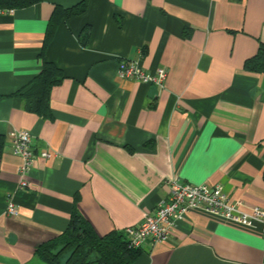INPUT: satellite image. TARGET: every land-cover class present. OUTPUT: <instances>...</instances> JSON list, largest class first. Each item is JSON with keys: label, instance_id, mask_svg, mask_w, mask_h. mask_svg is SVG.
I'll use <instances>...</instances> for the list:
<instances>
[{"label": "crops", "instance_id": "crops-1", "mask_svg": "<svg viewBox=\"0 0 264 264\" xmlns=\"http://www.w3.org/2000/svg\"><path fill=\"white\" fill-rule=\"evenodd\" d=\"M72 7L82 10L64 14ZM262 43L264 0H41L0 13V264H47L36 248L75 213L99 236L139 223L173 177L264 207V73L244 69ZM126 58L164 67L163 87L119 77ZM44 62L64 78L41 115L14 93ZM21 128L52 155L17 191ZM133 264H264V235L193 211Z\"/></svg>", "mask_w": 264, "mask_h": 264}, {"label": "built area", "instance_id": "built-area-1", "mask_svg": "<svg viewBox=\"0 0 264 264\" xmlns=\"http://www.w3.org/2000/svg\"><path fill=\"white\" fill-rule=\"evenodd\" d=\"M6 10L0 9V13ZM117 74L142 83L163 87L167 75L164 67H157L153 73L142 70L137 59H122ZM12 153L21 159L17 169V191L29 186V173L37 157L50 158L51 151L42 149L38 153L31 144L27 129H17L11 138ZM169 193L155 209L145 212L142 220L123 229L127 246L143 249L147 244L166 241L174 231L177 221L188 213L196 211L218 222L264 235V207H245L241 201L232 200L220 185L179 182L175 177L167 180ZM19 212L15 193L7 196L6 214L16 216Z\"/></svg>", "mask_w": 264, "mask_h": 264}, {"label": "trees", "instance_id": "trees-1", "mask_svg": "<svg viewBox=\"0 0 264 264\" xmlns=\"http://www.w3.org/2000/svg\"><path fill=\"white\" fill-rule=\"evenodd\" d=\"M41 0H0V9L11 10L30 6ZM82 4V3H81ZM80 11L82 8L79 9ZM79 10L72 8L64 14L75 13ZM79 11V12H80ZM63 12L55 11L48 27L44 44L51 39L54 25ZM84 32L82 42L86 41ZM248 72L264 73V43L259 44L254 55L244 62ZM64 78L63 71L52 62H44L40 72L25 86L14 93L23 101L27 111L46 115L50 91ZM5 146V136L0 134V157ZM141 249L127 246L123 231L113 230L102 236L95 233L92 227L76 213L71 215L69 227L57 237L39 245L35 253L47 264H133Z\"/></svg>", "mask_w": 264, "mask_h": 264}]
</instances>
